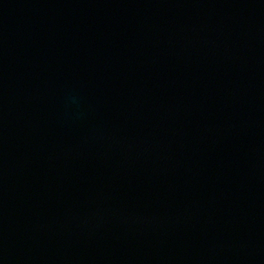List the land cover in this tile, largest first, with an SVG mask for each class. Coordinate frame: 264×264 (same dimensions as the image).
Segmentation results:
<instances>
[{
	"label": "water",
	"instance_id": "1",
	"mask_svg": "<svg viewBox=\"0 0 264 264\" xmlns=\"http://www.w3.org/2000/svg\"><path fill=\"white\" fill-rule=\"evenodd\" d=\"M0 264H264V0H0Z\"/></svg>",
	"mask_w": 264,
	"mask_h": 264
}]
</instances>
